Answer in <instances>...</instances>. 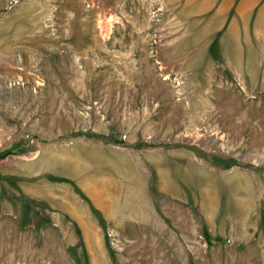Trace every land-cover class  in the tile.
I'll return each mask as SVG.
<instances>
[{"label": "rangeland", "instance_id": "obj_1", "mask_svg": "<svg viewBox=\"0 0 264 264\" xmlns=\"http://www.w3.org/2000/svg\"><path fill=\"white\" fill-rule=\"evenodd\" d=\"M0 264H264V0H0Z\"/></svg>", "mask_w": 264, "mask_h": 264}]
</instances>
